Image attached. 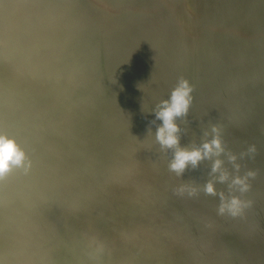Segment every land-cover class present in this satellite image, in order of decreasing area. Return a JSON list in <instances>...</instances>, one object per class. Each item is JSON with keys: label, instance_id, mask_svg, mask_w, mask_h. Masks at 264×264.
<instances>
[{"label": "rangeland", "instance_id": "374dc122", "mask_svg": "<svg viewBox=\"0 0 264 264\" xmlns=\"http://www.w3.org/2000/svg\"><path fill=\"white\" fill-rule=\"evenodd\" d=\"M248 7L253 12L264 11L260 2H250ZM15 16L18 24L10 23ZM101 18L107 27L112 25L108 38L115 36L120 24L126 29L123 40L127 47L144 44L149 58L165 66L170 59L172 66H176L175 58L180 60L178 64L189 73L191 92L187 111L174 121L181 115L192 120L176 123L179 147L199 148L218 137L222 152L196 166L189 163L180 173L171 168L177 148L158 139L164 124L161 108L138 107L136 115L126 110L141 102L145 70L131 61L128 48L120 43L108 46L116 70L129 64L134 83L120 80V73H111L108 82L100 84V92L98 84L106 67L102 68L105 64L91 52L102 28L98 23ZM242 23L221 26L205 18L197 0L0 1V31L4 32H0V45L6 43L0 49V132L14 138L30 162L26 169L14 167L0 178V219L6 221L9 212L16 210L21 194L27 197L29 210L46 213L19 238L27 245L21 254L35 252L30 246L37 243V248L65 256L72 247L60 245L59 240L79 247L95 241L100 246L94 252L120 264L130 242L139 249L135 253L133 245L132 256L142 253L141 258L146 259L157 251L154 254L162 258L156 256L154 264H253L257 260L264 264V102L249 99L251 95L264 96V56L255 55L257 48L264 46V27L248 31ZM83 27L87 28L81 32ZM82 34L86 35L82 38ZM53 42L55 52L61 51L59 55L52 50ZM49 47L53 53L47 54ZM83 63L89 64L92 72L80 70ZM71 65L78 69L72 70ZM25 67L36 72L30 75ZM20 72L28 78L16 84ZM53 75L56 80L48 86L46 81ZM180 83L170 80L162 87L174 90ZM12 88L15 90L10 93ZM65 89L74 94L72 91L68 101L61 98L59 102ZM83 92L95 95L105 107L97 111L84 105L79 100ZM172 95H160L161 104L172 100ZM111 106L125 110L119 121L127 133L121 128L115 133L121 138L113 133L104 135L111 132L102 128ZM217 159L223 161L222 170L227 172L224 181L219 179L220 172L212 171ZM237 177L246 179V191L233 183ZM210 181L215 195L205 191ZM55 189L59 192L54 193ZM220 193L225 201L237 197L244 202L241 215L220 211ZM24 217H16L13 223ZM43 236L48 241L41 239ZM5 239L16 241L13 235ZM148 243V248L153 246L149 253L143 251ZM241 244L248 249L240 251ZM254 246L258 251L249 252ZM206 249L212 250L210 255ZM8 250L0 249V259Z\"/></svg>", "mask_w": 264, "mask_h": 264}, {"label": "bare ground", "instance_id": "6f19581e", "mask_svg": "<svg viewBox=\"0 0 264 264\" xmlns=\"http://www.w3.org/2000/svg\"><path fill=\"white\" fill-rule=\"evenodd\" d=\"M0 1H3V0H0ZM247 1L255 2V3L256 2L257 3L260 2L261 6L264 7V0H228V2H223V1L212 2L211 0H197L198 4L201 6L202 10L205 12V18L206 17L210 18L213 22H215L217 24H220L221 26H224V25L227 26L228 24L234 25L236 22L243 21L242 26L244 24H247L246 26H243V28L248 30V31H250L249 28H252V27L254 29H257L258 27H264V11H262V12H253L252 7H248L250 2H247ZM108 4H109V2H108ZM111 6H113V5H111ZM200 14L202 15V13H200ZM12 17H14V16H12ZM98 21H99L98 23L100 24V26L102 28H101V30H98L100 33H99V35L97 34V36L95 37L96 38L95 39L96 43H94V45H93V49H92L91 55H94L98 60H100L101 62H103L105 64V65L102 66V68L106 67V69L104 70L105 73L103 75V78L101 79V82H99V84H98V87L100 88V92H102V88H101L100 84L107 83L109 77H111V75H112L111 73H115V72L116 73H120L118 75V76H121L120 80H129L131 84L134 83V78L131 75L132 69L128 68V66H130L129 64L122 65L121 67H118V70H116L117 64L115 63V60H114L113 50L109 49L108 46L110 44L111 45L112 44L115 45L117 43H120V45L122 47L128 48V52L130 54L131 61H135L137 64H139V66L141 65V67L144 68V70H145L143 78L141 79V84H142L141 94H139L141 96V98H140L141 102H139V104H134L133 106H129L126 109L129 112L133 111L134 115H136L138 113V110H137L138 107H147V106H149L150 108H152L153 106H156L158 109L161 108V111H162L164 108H166L168 105H170L172 100L164 101L161 104V100L163 98H162V96H160V95H163V94H168V95L173 94V91L179 86V85H177L174 88V90H169V88H163L162 85H164L167 82H170V80H173V82H176L177 80H181V82L186 81L187 84L189 85V73H186L187 71H185L184 68H182L181 65L178 64L180 62L179 59L175 58L174 61L172 60L173 61V65H176V66H172V65L169 64L171 59L167 61L168 65L165 66V65H163V63H160L157 60H155L153 58H149L148 49H147V47L144 44L135 45L133 48H130V46L127 47L124 44V40H123L124 37H125L126 29L124 27L121 28L120 24H117V29H116L115 36H113L111 38H108V35L110 34V31L112 30V25L107 27L106 23H104V21H105L104 18L98 19ZM194 21H195V18H194ZM18 22H19V19H17V16H15V18H12L11 21H10V23H12V24H18ZM10 23H8V24L12 25ZM5 25H6V23H5ZM18 26L19 25H17V27ZM89 27H92V26H89ZM84 28H87V27H83L81 32H83ZM89 29H91V28H89ZM98 31L97 32L95 31L94 33H98ZM1 33H4V32L2 31ZM33 34L34 33H32V35ZM6 35H5V38H6V41L8 42L9 39L7 40ZM35 35H37V33ZM84 35H86V34H84ZM84 35L82 34V38H83ZM39 36L41 38L40 34H39ZM94 36H95V34H94ZM5 38H2V39L4 40ZM34 38H36V37H34ZM40 38L38 37L37 39L39 40ZM92 38H93V35H92ZM85 39L88 40L87 38H85ZM90 39H91V36H90ZM95 40H94V42H95ZM0 41H1V38H0ZM144 41H145V39H144ZM91 43H93V42H91ZM4 44L6 45V43H2L0 45L1 46L0 49L2 48V46ZM95 44H97L99 47L95 46ZM53 46H54V48L52 50H53L54 54L55 55L56 54L59 55V53L61 51L59 52V50H58V51L55 52V50H57V49H55L54 42H53ZM42 47H43V45H42ZM3 48H5V46ZM49 48H50V50H48L47 54L51 51V47H49ZM3 50H5V49H2V52H3ZM94 50H95V53H93ZM263 50H264V46L263 47L262 46L258 47L256 52H255V55L259 54L260 57L262 58L264 56V51ZM46 51H47V49H46ZM46 51H44V53ZM32 52H34V51L32 50ZM32 55H36V53L35 54L32 53ZM85 55L87 56V54H85ZM49 56H51V55H49ZM47 58H48V56H47ZM81 59H83V58H81ZM45 60H46V58H45ZM69 61H71V60H69ZM38 62H39V60H38ZM65 63L67 64V62H65ZM29 64H31V63H29ZM71 64H74V62L71 63ZM48 65L51 66L52 63H50ZM77 65L78 64H76V66ZM36 66L38 67V64L33 66V67L37 68ZM68 66H69V63H68ZM82 66H83V68H82ZM71 67H72V65H71ZM73 67L71 68L72 70L76 69L78 66L76 68H75V66H73ZM35 68H33V69L31 67L26 68L28 71L30 69V72H27V73L30 74L32 71H34ZM67 68H70V66L67 67ZM22 70H24V67H23ZM80 70H82L83 72H92V70L90 68V65L87 64V63H83V65H81ZM25 72L24 73L20 72V75L17 78H15L14 81H15L16 84L17 83L18 84L21 83L24 78H28V75ZM34 72H36V70ZM261 72H264V67L261 68ZM32 75H33V72H32ZM34 76H36V74ZM54 76L55 75L50 76L49 79L45 78V79H47V81H46L47 83L46 84L48 86H50L51 83H53L56 80V79L54 80ZM58 76H57V78H58ZM34 83H36V82H34ZM32 85H34V84H32ZM96 86H97V84L94 85L93 87H96ZM155 86H157V87H155ZM134 89H131V92H134ZM14 90L15 89L12 88L10 93H12ZM35 90H37L36 87H35ZM68 90L70 91V89H68ZM54 91L57 92L56 90H54ZM72 91L73 90H71L69 94H71ZM64 92H66V89H65ZM103 92L106 95H108V93H109V91L106 88L103 90ZM67 93L68 92L64 93L65 95H63V94L60 95L61 97H60L59 102L61 101V98H62L63 101L67 100L66 97L69 96V94H67ZM72 93L74 94V91ZM9 95L10 94H8V96H6V97H9ZM135 96H137V95H135ZM37 98H38V96H37ZM55 98L58 99L59 97L56 96ZM249 99L252 102H256V101L264 102V96H260V95H255V96L251 95ZM56 100L54 99L53 102H55ZM79 100L82 103H84V105H91L94 108L96 107L97 111H100L101 109H103L105 107V106H102V105L98 104L96 96L93 95L92 93L89 96V95H87V93L83 92L82 96H81V99H79ZM83 100H85V101L88 100V102L87 101L85 102ZM75 101H78V99L76 98ZM165 102H167V103H165ZM122 112H125V110L123 111V108L120 109V110H117L115 106H111V111L108 113V117L106 118V121H105V123H103V126H102V128L104 127L106 129H111V132H110V134H104L105 136L112 135V133H113V135L119 136L120 134H115L118 128H121L124 133H127L126 130H125V127L119 121V118L121 117V115H123ZM110 113L112 115H109ZM160 119H162V118L160 117ZM191 120H192L191 118H186L183 115H181L180 117H178V118L176 117L175 118L174 123L176 124L177 122H180L182 125H184V124L189 123ZM146 128H148V129L151 128V131L154 132V130L151 127L150 124H147ZM104 130L105 129H103L102 131H104ZM119 137L121 138V136H119ZM103 138H105V137L103 136ZM115 138H117V137H115ZM106 140H107V138L104 139L103 141H106ZM58 192H59L58 189L54 190V193H58ZM18 202H19L18 207L16 208L15 211L9 212V214L7 215L6 221H2L0 219V249H2L4 251L9 249L7 251V256L8 257L5 256L4 258H1L0 259V264H115L114 262H112V260L107 259L103 254H97V252H94V250L98 246H100V244H97V242H95V241L90 243V244H88V241H86L85 243L80 244V247H79V246L72 245L67 240H59L60 245L67 246L68 248H69V246L72 247L71 251L68 250V252H67V254L65 256L60 251H56V250H52L51 251V250H46L44 248H37V245H38L37 243L31 244V246H30V247L33 248L31 251H35V252L28 253V254L27 253L25 254V252H24V253L21 254V252H19V251L23 248V246H27V245L25 244L26 243L25 241H22L19 238L22 237V236L27 235L29 230L34 227L35 223L42 216L46 217V213L29 210V207H28V204H27V197L25 196V194L19 195ZM28 210H29V212H27ZM18 216H21V217L25 216V217L24 218H20V220L22 222L14 224L13 221ZM81 216L82 215L79 214L78 217L80 218ZM244 224L246 225L245 222H244ZM253 226H255V224ZM244 229H246V228H244ZM249 230H250V228H249ZM7 232H9L8 235H13L15 237L16 241H13V242L6 241L5 238L8 236ZM240 235H242V234H240ZM62 236L64 238V236H66V235H62ZM41 239H43L45 241H48L47 237H44V236L41 237ZM105 241H109V240L106 239ZM150 243H148L147 248H148V246L151 245ZM132 244L134 245V243H132ZM126 245L129 247V249L126 250V252H125L126 255H124V258L119 260L120 264H127L128 262H131L132 264H154V260H155L156 256H157V259L158 258H162V257H160V254H158V253L154 254V252H157V251H154V252L152 251L153 252V253H151L152 256H149V257H147V256L150 255V254H147L145 256V253H143V255L145 257H147L146 259H144V258L142 259L141 258V256H142L141 254L142 253L138 254L139 257L137 256V254H134L135 256H137V257L134 258V255L133 256L131 255V252L133 253V251H134L133 250V248H134L133 245H131L130 242L126 243ZM242 245L243 244L238 245V246H240L239 247L240 251L242 250V252H243L244 250L248 249L247 247L243 249ZM152 247H150L148 249L146 248L145 250L142 249V250L143 251H146V250L148 251ZM136 249H137V247H136ZM208 249H210V248H208ZM234 249H236V247ZM234 249H232V250L234 251ZM239 249H237V251ZM100 250H101V247L99 248L98 251H100ZM138 250L139 249L135 250V253ZM142 250H141V252H143ZM153 250H155V247H154ZM254 250L258 251V249H256L255 246H254L251 250H249V252H252ZM166 251H167V249H166ZM162 252L164 253L165 251H162ZM204 252L205 253L207 252L206 254H209V253L212 252V250L210 252V250L206 249V251H204ZM147 253H149V251ZM237 253H239V252H237ZM79 254H81V258H78ZM164 254L166 255V253H164ZM43 257H48L49 259H47L46 261L43 262L42 261ZM245 260H248V259H245ZM247 264H249V263H247ZM253 264H262V262L261 261L258 262V260H257V261H254Z\"/></svg>", "mask_w": 264, "mask_h": 264}, {"label": "clouds", "instance_id": "9594fccd", "mask_svg": "<svg viewBox=\"0 0 264 264\" xmlns=\"http://www.w3.org/2000/svg\"><path fill=\"white\" fill-rule=\"evenodd\" d=\"M190 92L191 88L187 82H181L173 91L171 104L159 114L164 124L158 130V139L168 147L177 148L171 168L178 173L182 172L189 163L196 166L201 160L211 159L213 155H218L223 151L221 141L218 137L211 141H205L199 148L186 149L179 147V138L175 135L178 128L174 123V117L187 111L190 102ZM230 159L235 160V157H230ZM222 164V160H215L212 171L220 172L219 179L224 181L227 179V172L222 170ZM29 166L30 162L27 159L25 151L15 139L9 138L6 134L0 132V178L6 176L14 167H23L26 169ZM233 183L240 186L241 192L246 191L248 188L245 178L237 177ZM205 191L209 194H216L215 186L211 181L206 185ZM220 196L222 199L221 212L227 209L233 215H236L241 211L244 202L239 198L232 197L230 201H225L223 193H220Z\"/></svg>", "mask_w": 264, "mask_h": 264}]
</instances>
